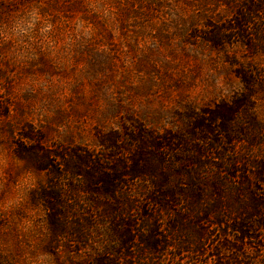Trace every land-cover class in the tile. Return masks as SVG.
I'll return each instance as SVG.
<instances>
[{"label":"rangeland","instance_id":"rangeland-1","mask_svg":"<svg viewBox=\"0 0 264 264\" xmlns=\"http://www.w3.org/2000/svg\"><path fill=\"white\" fill-rule=\"evenodd\" d=\"M233 2L0 0L3 260H69L63 240L58 248L50 243L38 198L40 187L55 181L68 187L56 158L63 150L102 152L101 141L129 124L175 128L187 109L210 107L240 91L239 65L264 73V50L251 55L233 38L220 46L203 39L227 23ZM257 97L264 124V91ZM40 151L50 152L48 169H39L46 163Z\"/></svg>","mask_w":264,"mask_h":264},{"label":"trees","instance_id":"trees-1","mask_svg":"<svg viewBox=\"0 0 264 264\" xmlns=\"http://www.w3.org/2000/svg\"><path fill=\"white\" fill-rule=\"evenodd\" d=\"M231 10L204 41L233 38L263 52L264 0H237ZM234 73L240 91L187 109L175 128L129 124L101 141L102 152L56 157L70 183L40 187L38 198L50 243L70 248L64 264H264V73L249 65ZM40 152L39 169H48L50 152Z\"/></svg>","mask_w":264,"mask_h":264}]
</instances>
